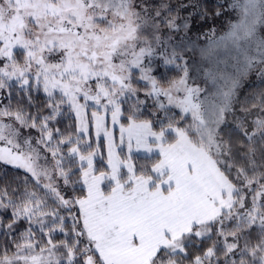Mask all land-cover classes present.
<instances>
[{
  "label": "snow or ice",
  "instance_id": "obj_1",
  "mask_svg": "<svg viewBox=\"0 0 264 264\" xmlns=\"http://www.w3.org/2000/svg\"><path fill=\"white\" fill-rule=\"evenodd\" d=\"M227 7L0 0V264H264V0Z\"/></svg>",
  "mask_w": 264,
  "mask_h": 264
},
{
  "label": "trees",
  "instance_id": "obj_2",
  "mask_svg": "<svg viewBox=\"0 0 264 264\" xmlns=\"http://www.w3.org/2000/svg\"><path fill=\"white\" fill-rule=\"evenodd\" d=\"M206 2L209 5L215 6L217 4H222L221 0H206ZM171 68V67H168ZM179 75L178 71L173 69L172 71H167L164 70L163 72L161 70H158L156 72V76L158 79H167V78H174ZM253 79V78H252ZM164 86H167L166 83ZM261 89H264V83H261L259 80L254 81L252 83L248 82V84H245L241 90H240V99L243 101L245 98L251 99L252 95L255 94L256 92L260 91ZM36 102L38 104H41L44 102V94L40 93L37 97H34ZM179 113V111L177 112ZM143 118H147V114L145 113ZM68 123H73L72 120H68ZM102 152H105L106 149L102 148ZM149 156H141L138 157L137 160H135V163L137 165H146V164H151L152 160L155 159V157H151V159L148 158ZM18 170L11 168L10 166L6 167L0 164V177H4L6 180H13L14 177L20 175Z\"/></svg>",
  "mask_w": 264,
  "mask_h": 264
},
{
  "label": "rangeland",
  "instance_id": "obj_3",
  "mask_svg": "<svg viewBox=\"0 0 264 264\" xmlns=\"http://www.w3.org/2000/svg\"><path fill=\"white\" fill-rule=\"evenodd\" d=\"M221 2H222V5H225V8L221 9L222 15L220 17H216L214 19V21H213V23L215 24V26L218 29V31L226 30L228 23L233 19L232 10L227 7V5L231 2V0H221ZM190 35H191V33H190ZM203 43H204V38L201 37L200 41H198V47L199 46H203ZM196 60L199 61V56L198 55L196 56ZM168 67H172V66H168ZM206 68H207V65H205V64H202V63L194 64L192 66V68H190V76L198 77L196 82L199 83V84H203V70L206 69ZM158 70H160V69L158 68L157 71ZM156 72H154V75H156ZM257 80L258 79L256 78V76L253 75V76H251L249 78V80L246 83H244V85L248 84V82L252 83V82L257 81ZM139 86L142 87V84L139 85ZM141 99H143V95H141ZM91 110L92 109H89V112ZM173 111L178 112L179 109H173ZM121 122L122 123H126V121L123 120V119L121 120ZM108 127H109L110 130H112L114 132V135L117 137V142H118V138H119V124L113 126V125H111L109 123ZM90 135H92L94 137V129L90 130ZM118 151H119V149H118ZM125 152H126V149H125ZM141 156L155 157L154 154H146L143 149H141L139 152L135 151V149H134V151H133V161L135 162V160H137V158L141 157Z\"/></svg>",
  "mask_w": 264,
  "mask_h": 264
}]
</instances>
